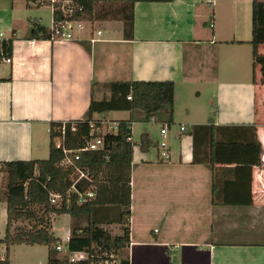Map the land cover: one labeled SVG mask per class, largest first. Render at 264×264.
<instances>
[{
	"label": "crops",
	"instance_id": "crops-1",
	"mask_svg": "<svg viewBox=\"0 0 264 264\" xmlns=\"http://www.w3.org/2000/svg\"><path fill=\"white\" fill-rule=\"evenodd\" d=\"M45 6L0 0V31L11 39V62L0 60V165L46 158L49 124L84 118L91 98L110 95L104 83L171 79L176 127L169 157L159 156V139L148 130L154 149H132L129 242L122 250L128 264H264V83L259 67L252 80V0L137 1L132 39L124 38L119 19H93L101 30L94 42L88 27L74 40L32 32L33 23L50 28ZM203 85L206 104L179 114L180 102L189 106L192 89L200 94ZM128 113L132 123L134 116L143 121L138 109L92 116L105 131ZM164 117L158 112L148 121L162 125ZM62 214L69 228L55 234L53 214L51 231L66 243L70 217ZM112 225L119 226L105 227Z\"/></svg>",
	"mask_w": 264,
	"mask_h": 264
},
{
	"label": "trees",
	"instance_id": "trees-1",
	"mask_svg": "<svg viewBox=\"0 0 264 264\" xmlns=\"http://www.w3.org/2000/svg\"><path fill=\"white\" fill-rule=\"evenodd\" d=\"M36 5L44 1L28 0ZM81 9L73 16L85 19H119L125 39L133 38V7L137 1L156 0H73ZM170 1V0H163ZM107 7V8H105ZM52 18L60 19L55 10ZM252 80L259 67V81L264 83V52L258 45L264 43V2L252 0ZM32 32L48 38V29L40 24H32ZM4 53L11 50V39L1 42ZM110 91L108 97L90 99L86 116L65 122L49 124L48 156L46 158L11 159L3 161L1 170L6 173L5 200L6 219L0 242L5 244L4 256L0 264H10L9 247L14 244H40L48 247V264H95L106 261L110 252H124L119 264H128L125 251L129 242L130 217V173L132 149L131 117L118 119L113 131L101 130V120L93 118V113L108 110H141L143 121L150 120L158 112L165 115V123L171 124L174 104V82L165 80H125L104 83ZM130 94V99L126 95ZM92 123V125H91ZM64 133L62 143L68 149L84 146L87 139L101 137L98 149L83 150L74 165H61L62 151L55 145ZM138 145L146 150L151 145L147 133L140 135ZM75 167L80 168L87 178H77ZM91 190L92 195L85 193ZM60 194L58 202L49 201V193ZM82 201H78L79 196ZM66 213L70 216L67 247L69 250L83 249L87 255L83 259L69 262L67 256H59L55 246L60 238L51 231L53 214ZM20 222H25L21 224ZM116 223L120 233L112 234L106 225Z\"/></svg>",
	"mask_w": 264,
	"mask_h": 264
},
{
	"label": "built area",
	"instance_id": "built-area-1",
	"mask_svg": "<svg viewBox=\"0 0 264 264\" xmlns=\"http://www.w3.org/2000/svg\"><path fill=\"white\" fill-rule=\"evenodd\" d=\"M36 1H44L45 5H49L51 7L52 12L57 10L61 14L60 19H52V24L48 29V38L51 40H74L80 38L79 32H84L86 27L89 29V35L87 40L90 42H94L98 38L95 36L94 33L100 34V29H93L90 19H85L81 17L73 16L75 10H80L81 8L73 1V0H36ZM209 26H213V22H209ZM8 38L5 37L4 33L0 31V60L5 62H11V57L9 54L4 53L2 49L1 42L7 40ZM127 99H130V94L127 95ZM92 125V123H91ZM117 124L112 123L107 126V130L113 131L116 129ZM185 127L184 125H180V129L183 130ZM61 136L58 137L55 141V145L59 147L62 151L63 158L60 161L61 165H74V160L79 158L80 151L83 150H90V149H98L102 146V138L101 137H92L85 141L84 146L78 149H68L62 143L64 129L63 126L61 127ZM167 133V124L163 123L160 127V134L163 136ZM158 154L162 158H168L169 153L167 150V141L166 140H159L158 141ZM1 170V165H0ZM75 172L77 173V178L73 181L70 190H75L74 183L77 179L84 177L87 178V174H85L80 168L75 167ZM87 196L92 195V191L88 190L85 193ZM60 199V194L56 192L49 193V201L51 203L58 202ZM78 201H82V196H79ZM55 248L58 251L63 250L66 252L67 260L69 262H75L79 259H83L86 257L87 253L83 250H69L66 243H58Z\"/></svg>",
	"mask_w": 264,
	"mask_h": 264
},
{
	"label": "rangeland",
	"instance_id": "rangeland-1",
	"mask_svg": "<svg viewBox=\"0 0 264 264\" xmlns=\"http://www.w3.org/2000/svg\"><path fill=\"white\" fill-rule=\"evenodd\" d=\"M42 9H44V13L46 16L51 17V14H50L51 7L49 5L43 7ZM50 17L47 18V20L50 21ZM104 24L105 23L101 24L102 29L105 28ZM249 60H251L250 55H249ZM206 88H209V85H203L201 88L200 94H198L199 88L196 87L194 90L192 89L191 93L189 94L188 103L190 105L184 108L183 102H180L179 114H184L186 109L193 108L194 106H197L198 108L201 106H204L206 104V101L208 100L207 96L210 94V92ZM208 108H212V107L209 106ZM109 116L111 117L112 115L110 114ZM127 116L128 117L130 116L129 113ZM137 117L138 116H134V122L131 123V127H132L131 137L135 144H138L140 140V135L142 133H146L147 130L149 134H151L152 137L158 138L159 140L168 141L170 138L169 135L172 133V131L176 127V123H172L167 132L168 136L165 135L164 137L160 138L159 129L161 127V122L159 120L157 121L151 120V121L146 122V121H142L141 119ZM148 148L152 150L154 149V146L151 144ZM6 182H7L6 173L2 171L0 172V187L2 189L5 188ZM4 220H5L4 212L0 210V238L3 235ZM20 223L25 224V222H20ZM53 226H54L55 234L63 235L65 231L69 228L67 215L65 214L56 215L53 220ZM109 230L111 231L112 234L121 232L120 227L118 225H112L109 228ZM47 250H48V247L46 245H40V244L31 245V244L20 243V244L11 245L9 247L10 264H48ZM4 252H5V244L0 242V257L4 256ZM58 255L65 256L66 254L61 252ZM123 255H124V252H120V253L110 252L106 261H99L98 263H95V264H119L118 260Z\"/></svg>",
	"mask_w": 264,
	"mask_h": 264
}]
</instances>
